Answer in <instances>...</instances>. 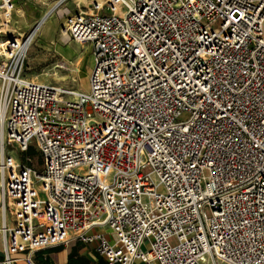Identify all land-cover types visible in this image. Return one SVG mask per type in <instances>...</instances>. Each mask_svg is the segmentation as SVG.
Returning a JSON list of instances; mask_svg holds the SVG:
<instances>
[{"label": "built area", "instance_id": "1", "mask_svg": "<svg viewBox=\"0 0 264 264\" xmlns=\"http://www.w3.org/2000/svg\"><path fill=\"white\" fill-rule=\"evenodd\" d=\"M13 13L0 0L2 264L70 238L108 264H264V0H91L60 29L91 49L88 92L23 77Z\"/></svg>", "mask_w": 264, "mask_h": 264}, {"label": "rangeland", "instance_id": "2", "mask_svg": "<svg viewBox=\"0 0 264 264\" xmlns=\"http://www.w3.org/2000/svg\"><path fill=\"white\" fill-rule=\"evenodd\" d=\"M18 5L21 9H17L23 13L12 14L11 29L16 35L12 39H18L17 36H22L27 41L31 39L28 50L22 57L23 77L62 89L88 92V76L93 65L91 49L62 37L60 29L68 17L90 12L91 0H18ZM56 49L74 57L64 59L56 53ZM4 97L3 83L0 80V108L7 106L8 98ZM33 150L37 153L36 149ZM6 152L37 172L43 169L38 153L20 154L14 146H6ZM26 157L31 163L25 162ZM151 171L150 167H146L142 173L148 174ZM38 199L44 200L45 197L40 194ZM205 212L207 216L210 215L207 209Z\"/></svg>", "mask_w": 264, "mask_h": 264}, {"label": "crops", "instance_id": "3", "mask_svg": "<svg viewBox=\"0 0 264 264\" xmlns=\"http://www.w3.org/2000/svg\"><path fill=\"white\" fill-rule=\"evenodd\" d=\"M18 0H15L16 13L19 7ZM19 9V10H20ZM22 12V10H21ZM20 12V13H21ZM23 13V12H22ZM19 14V13H18ZM15 34V33H14ZM64 59L73 58L70 54H64L56 49ZM2 220V213L0 209V224ZM18 260L14 264H27L24 260L23 254L16 257ZM3 260V240L0 234V264ZM34 264H108L104 258L99 256L94 250L92 245L86 244L79 239L70 238L65 244L49 247L36 252L33 256Z\"/></svg>", "mask_w": 264, "mask_h": 264}, {"label": "bare ground", "instance_id": "4", "mask_svg": "<svg viewBox=\"0 0 264 264\" xmlns=\"http://www.w3.org/2000/svg\"><path fill=\"white\" fill-rule=\"evenodd\" d=\"M18 11V13H20L21 11L18 9L17 10ZM31 37V36H30ZM14 42H17L18 44H20V42H19V39H12ZM29 41H31V39L29 38L28 39V41H27V44H26V46H28V43H29ZM29 47V46H28ZM4 85V84H3ZM5 98V97H4ZM5 112H6V107L5 106H2L1 108H0V122H2V120H3V118H4V115H5ZM0 201H1V195H0ZM2 216H3V214H2Z\"/></svg>", "mask_w": 264, "mask_h": 264}, {"label": "trees", "instance_id": "5", "mask_svg": "<svg viewBox=\"0 0 264 264\" xmlns=\"http://www.w3.org/2000/svg\"><path fill=\"white\" fill-rule=\"evenodd\" d=\"M27 153H34L35 155L37 154V153L33 150V148H29L28 151H27Z\"/></svg>", "mask_w": 264, "mask_h": 264}]
</instances>
